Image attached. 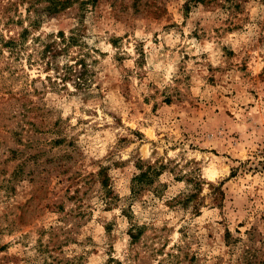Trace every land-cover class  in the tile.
Here are the masks:
<instances>
[{"label": "rangeland", "instance_id": "obj_1", "mask_svg": "<svg viewBox=\"0 0 264 264\" xmlns=\"http://www.w3.org/2000/svg\"><path fill=\"white\" fill-rule=\"evenodd\" d=\"M32 32L0 54V264H264V0H72Z\"/></svg>", "mask_w": 264, "mask_h": 264}, {"label": "trees", "instance_id": "obj_2", "mask_svg": "<svg viewBox=\"0 0 264 264\" xmlns=\"http://www.w3.org/2000/svg\"><path fill=\"white\" fill-rule=\"evenodd\" d=\"M34 1L35 0H6L5 2H2V0H0V15L3 18L0 19L2 20L0 23H2V27L4 26L6 31H8L6 34L3 30L0 31V54L7 52V56H19L29 44L28 38L29 35L33 33L32 30H37L46 17H50L63 10L72 2V0H46V5L42 8H36ZM24 2H28L29 4L25 8L26 14L23 18L18 7L21 4H24ZM17 25H20V30H17L15 34H10V31ZM38 36L39 35H36L35 37L34 34H32L31 40L40 39ZM59 37H61V40H65L63 33H60ZM55 45L54 41L52 43H44V47L41 50L42 57H45ZM138 166L140 171L132 178L131 191L134 194L144 188V186L150 184L161 172V167L157 166L156 163L146 164V167H143L141 164ZM98 175H102V173L99 171ZM100 182L103 186L107 185L106 180L103 179L102 176ZM105 203L109 204L110 200L106 198ZM131 236L132 240L135 239L134 235ZM109 262L118 261L114 258H110Z\"/></svg>", "mask_w": 264, "mask_h": 264}]
</instances>
